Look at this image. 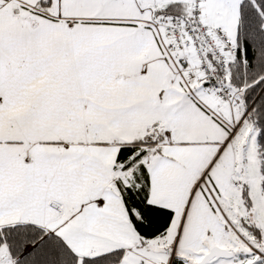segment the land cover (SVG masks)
<instances>
[{
	"label": "snow or ice",
	"instance_id": "6c2138e0",
	"mask_svg": "<svg viewBox=\"0 0 264 264\" xmlns=\"http://www.w3.org/2000/svg\"><path fill=\"white\" fill-rule=\"evenodd\" d=\"M0 264H264V0H0Z\"/></svg>",
	"mask_w": 264,
	"mask_h": 264
}]
</instances>
